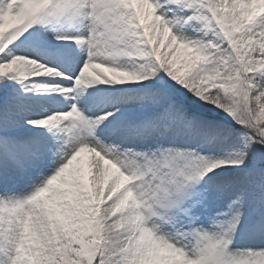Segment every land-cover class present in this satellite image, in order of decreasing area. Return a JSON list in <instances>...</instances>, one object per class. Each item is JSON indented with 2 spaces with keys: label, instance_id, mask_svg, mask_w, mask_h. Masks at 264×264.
<instances>
[{
  "label": "snow or ice",
  "instance_id": "6c2138e0",
  "mask_svg": "<svg viewBox=\"0 0 264 264\" xmlns=\"http://www.w3.org/2000/svg\"><path fill=\"white\" fill-rule=\"evenodd\" d=\"M0 264H264V0H0Z\"/></svg>",
  "mask_w": 264,
  "mask_h": 264
}]
</instances>
